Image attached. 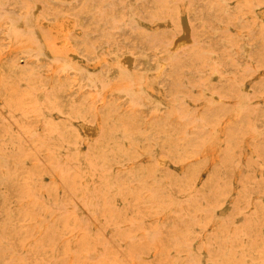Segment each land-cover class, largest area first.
<instances>
[{
    "label": "rangeland",
    "instance_id": "374dc122",
    "mask_svg": "<svg viewBox=\"0 0 264 264\" xmlns=\"http://www.w3.org/2000/svg\"><path fill=\"white\" fill-rule=\"evenodd\" d=\"M0 264H264V0H0Z\"/></svg>",
    "mask_w": 264,
    "mask_h": 264
},
{
    "label": "bare ground",
    "instance_id": "6f19581e",
    "mask_svg": "<svg viewBox=\"0 0 264 264\" xmlns=\"http://www.w3.org/2000/svg\"><path fill=\"white\" fill-rule=\"evenodd\" d=\"M180 26V25H179ZM181 27V30H182V32H183V35L186 37V36H188V34H189V28L191 27H189L188 25H186V24H184V25H181L180 26ZM176 41V40H175ZM173 41V44H172V48H175L176 46H177V44L179 43V41L180 40H178V41ZM66 66V65H65ZM117 66V65H116ZM155 67V66H154ZM64 70H66V69H64ZM79 80V79H78Z\"/></svg>",
    "mask_w": 264,
    "mask_h": 264
}]
</instances>
